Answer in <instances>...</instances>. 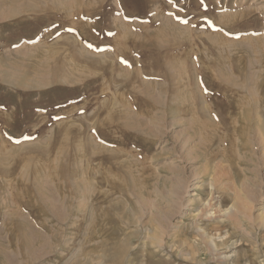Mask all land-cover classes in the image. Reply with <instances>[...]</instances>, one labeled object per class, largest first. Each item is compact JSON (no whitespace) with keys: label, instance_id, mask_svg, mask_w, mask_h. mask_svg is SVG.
Returning <instances> with one entry per match:
<instances>
[{"label":"rangeland","instance_id":"obj_1","mask_svg":"<svg viewBox=\"0 0 264 264\" xmlns=\"http://www.w3.org/2000/svg\"><path fill=\"white\" fill-rule=\"evenodd\" d=\"M263 216L264 0H0V264H264Z\"/></svg>","mask_w":264,"mask_h":264},{"label":"bare ground","instance_id":"obj_2","mask_svg":"<svg viewBox=\"0 0 264 264\" xmlns=\"http://www.w3.org/2000/svg\"><path fill=\"white\" fill-rule=\"evenodd\" d=\"M264 217V216H263ZM264 221V220H263ZM261 222H262V220H261ZM161 231V230H160ZM155 232V231H154ZM157 233H158V231H157Z\"/></svg>","mask_w":264,"mask_h":264},{"label":"snow or ice","instance_id":"obj_3","mask_svg":"<svg viewBox=\"0 0 264 264\" xmlns=\"http://www.w3.org/2000/svg\"><path fill=\"white\" fill-rule=\"evenodd\" d=\"M89 47H91V45H89ZM17 142H19V141H17Z\"/></svg>","mask_w":264,"mask_h":264}]
</instances>
